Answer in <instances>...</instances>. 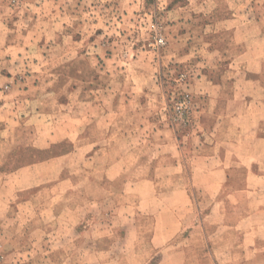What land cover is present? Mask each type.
Listing matches in <instances>:
<instances>
[{
    "label": "rangeland",
    "instance_id": "rangeland-1",
    "mask_svg": "<svg viewBox=\"0 0 264 264\" xmlns=\"http://www.w3.org/2000/svg\"><path fill=\"white\" fill-rule=\"evenodd\" d=\"M264 0H0V264H264Z\"/></svg>",
    "mask_w": 264,
    "mask_h": 264
},
{
    "label": "crops",
    "instance_id": "crops-1",
    "mask_svg": "<svg viewBox=\"0 0 264 264\" xmlns=\"http://www.w3.org/2000/svg\"><path fill=\"white\" fill-rule=\"evenodd\" d=\"M261 194H262V195L257 194V197H260V196H261V197H264L263 193H261ZM258 211H259V212H258L257 214H261V215H262V214L264 213V208L259 209Z\"/></svg>",
    "mask_w": 264,
    "mask_h": 264
}]
</instances>
